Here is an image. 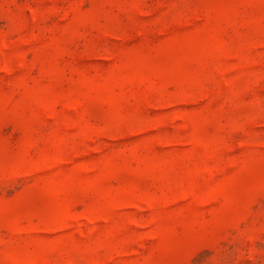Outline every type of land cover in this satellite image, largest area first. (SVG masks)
Here are the masks:
<instances>
[{"label":"rangeland","instance_id":"rangeland-1","mask_svg":"<svg viewBox=\"0 0 264 264\" xmlns=\"http://www.w3.org/2000/svg\"><path fill=\"white\" fill-rule=\"evenodd\" d=\"M0 264H264V0H0Z\"/></svg>","mask_w":264,"mask_h":264}]
</instances>
